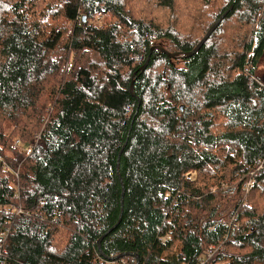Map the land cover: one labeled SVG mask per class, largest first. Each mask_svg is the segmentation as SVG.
Instances as JSON below:
<instances>
[{
  "label": "trees",
  "instance_id": "trees-1",
  "mask_svg": "<svg viewBox=\"0 0 264 264\" xmlns=\"http://www.w3.org/2000/svg\"><path fill=\"white\" fill-rule=\"evenodd\" d=\"M210 250L264 264V0H0V264Z\"/></svg>",
  "mask_w": 264,
  "mask_h": 264
},
{
  "label": "water",
  "instance_id": "water-1",
  "mask_svg": "<svg viewBox=\"0 0 264 264\" xmlns=\"http://www.w3.org/2000/svg\"><path fill=\"white\" fill-rule=\"evenodd\" d=\"M233 7H234V4H232L231 5V7L228 9V11H226V13L209 29V31L207 32V34L205 35V37L201 40V42L196 46V48L193 50V51H191V52H188V53H186L185 55H188V56H191V55H193V54H195L197 51H199L200 49H201V47L204 45V43L207 41V39L210 37V35L215 31V29L218 27V25L220 24V22L222 21V19L228 14V12L230 11V10H232L233 9ZM149 60L150 59H148L147 60V62L144 64V66H143V68H142V70H145V68L147 67V65H148V63H149ZM131 90H132V92H133V84L131 85ZM182 109H183V107H182ZM124 194H125V192H124V190H123V193H122V211H123V204H124V202H123V198H124ZM121 219H122V214H121V217H120V219H119V222H118V224L120 223V221H121ZM117 224V225H118ZM114 229V228H113ZM113 229H111L108 233H110ZM107 233V234H108ZM106 234V235H107ZM99 249H100V241H99ZM101 250V249H100ZM125 254H122L120 257H123ZM138 262H139V260H138ZM138 264V263H137Z\"/></svg>",
  "mask_w": 264,
  "mask_h": 264
},
{
  "label": "built area",
  "instance_id": "built-area-1",
  "mask_svg": "<svg viewBox=\"0 0 264 264\" xmlns=\"http://www.w3.org/2000/svg\"><path fill=\"white\" fill-rule=\"evenodd\" d=\"M196 173L195 172H193V173H189L188 175H187V177L188 178H190V179H196ZM214 254V250H210L208 253H207V257L205 258V259H203V260H200V263L199 264H206V262H207V258L209 259L210 257H212V255Z\"/></svg>",
  "mask_w": 264,
  "mask_h": 264
},
{
  "label": "rangeland",
  "instance_id": "rangeland-1",
  "mask_svg": "<svg viewBox=\"0 0 264 264\" xmlns=\"http://www.w3.org/2000/svg\"><path fill=\"white\" fill-rule=\"evenodd\" d=\"M252 185V183H249V186H251Z\"/></svg>",
  "mask_w": 264,
  "mask_h": 264
}]
</instances>
